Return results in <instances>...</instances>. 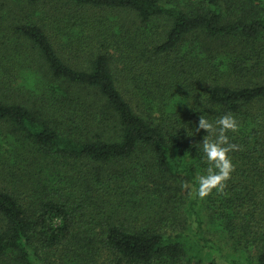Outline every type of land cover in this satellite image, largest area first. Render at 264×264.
Listing matches in <instances>:
<instances>
[{"label": "trees", "instance_id": "16d2710c", "mask_svg": "<svg viewBox=\"0 0 264 264\" xmlns=\"http://www.w3.org/2000/svg\"><path fill=\"white\" fill-rule=\"evenodd\" d=\"M0 264H264V0H0Z\"/></svg>", "mask_w": 264, "mask_h": 264}, {"label": "clouds", "instance_id": "9594fccd", "mask_svg": "<svg viewBox=\"0 0 264 264\" xmlns=\"http://www.w3.org/2000/svg\"><path fill=\"white\" fill-rule=\"evenodd\" d=\"M203 130L207 133L202 142L194 145L203 153V162L208 165L206 174L196 177V195L203 199L213 190L222 193L226 187V181L231 178L234 165L229 158V153L239 151L240 146L231 143L228 132L235 133L239 130L238 121L231 113H226L215 121H210L205 115L198 117V124L194 130L199 133ZM183 188L189 187L187 182L182 183Z\"/></svg>", "mask_w": 264, "mask_h": 264}]
</instances>
